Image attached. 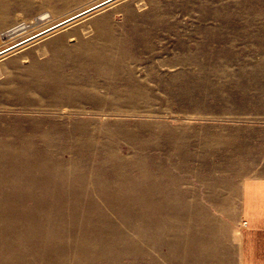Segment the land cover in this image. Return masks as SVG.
<instances>
[{
	"label": "rangeland",
	"instance_id": "374dc122",
	"mask_svg": "<svg viewBox=\"0 0 264 264\" xmlns=\"http://www.w3.org/2000/svg\"><path fill=\"white\" fill-rule=\"evenodd\" d=\"M99 1L0 0V50L23 42L0 56V264H242L264 0H114L36 33Z\"/></svg>",
	"mask_w": 264,
	"mask_h": 264
},
{
	"label": "crops",
	"instance_id": "0c3cea01",
	"mask_svg": "<svg viewBox=\"0 0 264 264\" xmlns=\"http://www.w3.org/2000/svg\"><path fill=\"white\" fill-rule=\"evenodd\" d=\"M244 215L247 226L242 234V264H264V181L248 182Z\"/></svg>",
	"mask_w": 264,
	"mask_h": 264
},
{
	"label": "water",
	"instance_id": "95a60500",
	"mask_svg": "<svg viewBox=\"0 0 264 264\" xmlns=\"http://www.w3.org/2000/svg\"><path fill=\"white\" fill-rule=\"evenodd\" d=\"M112 1H114V0H106V1H103L102 3L96 5L95 7H92L91 9L84 10V11H82V12L76 14L75 16H72V17L68 18L67 20L61 22L60 25L58 24V26L56 25V27H53V28L55 29V28H57V27H59V26L65 25V24H67V23H69V22H71V21H73V20H75V19H77V18H79V17H81V16H83V15H85V14H88V13H90V12H92V11H94V10H96V9H98V8H100V7L104 6V5H106V4L110 3V2H112ZM53 28H52V29H53ZM52 29H50V30H52ZM45 32H46V31H45ZM24 42H25V41H24ZM22 43H23V42H21L20 44H22ZM20 44H18V45L16 44V45H14V46H11V47L7 48V49L4 50V51H1V52H0V56L3 55L4 53L9 52V51L12 50V49L18 47Z\"/></svg>",
	"mask_w": 264,
	"mask_h": 264
},
{
	"label": "bare ground",
	"instance_id": "6f19581e",
	"mask_svg": "<svg viewBox=\"0 0 264 264\" xmlns=\"http://www.w3.org/2000/svg\"><path fill=\"white\" fill-rule=\"evenodd\" d=\"M103 1H106V0H101V1H99V2H96V3H94V4H91L90 6H88L87 8H86V10H88V9H91L92 7H95L96 5H98V4H100V3H102ZM101 8V7H100ZM83 11V10H82ZM81 11H79V12H77V13H74V14H71V15H69V16H67V17H65V18H63V19H61L60 21H58V22H55V23H53V24H51V25H49V26H47V27H45V28H42L41 30H39V31H37L36 33H40V32H42V31H48V30H50V29H52L54 26L56 27V25L58 26V24L59 23H61V22H63V21H65V20H67L68 18H70V17H72V16H75L76 14H78V13H80ZM60 25V24H59ZM62 26H64V25H62ZM59 27H61V26H59ZM58 27V28H59ZM35 33V34H36ZM32 36H33V34H32ZM34 36H36V35H34ZM28 37H30V35L28 36ZM27 38V37H26ZM26 40V39H25ZM1 41V40H0ZM8 45V44H7ZM9 47H11V46H6L5 48H3V49H1L0 50V52L1 51H4V50H6L7 48H9ZM5 54V53H4Z\"/></svg>",
	"mask_w": 264,
	"mask_h": 264
}]
</instances>
